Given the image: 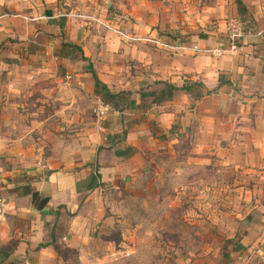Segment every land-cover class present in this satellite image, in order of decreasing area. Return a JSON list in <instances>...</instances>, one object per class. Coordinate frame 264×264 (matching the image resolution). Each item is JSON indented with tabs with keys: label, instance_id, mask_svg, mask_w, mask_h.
<instances>
[{
	"label": "crops",
	"instance_id": "crops-1",
	"mask_svg": "<svg viewBox=\"0 0 264 264\" xmlns=\"http://www.w3.org/2000/svg\"><path fill=\"white\" fill-rule=\"evenodd\" d=\"M165 1L185 9L180 16L178 10L164 15ZM236 1L154 0L150 19H142L150 26L140 22L136 37L105 23L117 39L139 42L138 62L127 74L130 67H101L92 59L97 35L84 32L79 22L103 21L101 14L78 13L71 8L74 0H0V118L32 119L36 112L38 120L31 122L40 134L38 154L24 158L25 179L11 182L7 175L0 188V264H76L85 255L92 198L102 186H123L128 173H140L147 159L188 138L204 168L199 174L212 168L214 174L263 180L264 0H240L243 15ZM232 18L244 25L237 51L212 55L210 49L226 43ZM92 72L110 90L132 92L133 99L122 111L109 107L96 120V134L92 111L99 97ZM157 81L178 89L158 102L138 95L146 86L159 91ZM186 82L201 83L204 94L191 99L181 88ZM28 191L48 198L43 209L32 206ZM260 216L253 223L254 245L264 242ZM248 238L244 230L242 246Z\"/></svg>",
	"mask_w": 264,
	"mask_h": 264
},
{
	"label": "rangeland",
	"instance_id": "rangeland-1",
	"mask_svg": "<svg viewBox=\"0 0 264 264\" xmlns=\"http://www.w3.org/2000/svg\"><path fill=\"white\" fill-rule=\"evenodd\" d=\"M74 1L71 8L78 13L102 15L103 21L80 18L79 22L84 32L97 35L92 41V59L102 63L101 67L113 62L130 67L127 74L134 71L139 42L129 37L117 39L103 25L108 23L115 33L119 28L136 37L140 22L150 26L142 19H150L154 0H92V6L89 0ZM161 5L164 15L170 17L177 10L180 16L185 9L181 3L169 7L165 1ZM59 76L65 79V73ZM96 102L94 98L93 109ZM92 118L96 134L100 129L93 111ZM33 119L38 120L36 112L32 119L0 118V188L7 175L11 182L23 181V169L28 168L24 158L38 154L40 134ZM185 141L147 159L140 173H128L123 186H102L100 195L92 198L90 239L84 257L76 264H264V242L254 245L253 238L258 232L253 223L264 215V178L254 176L257 179L252 181L239 173L214 174L212 168L206 175L199 174L204 168L199 166L196 151L189 149L193 138ZM244 230L249 238L242 246ZM237 246L239 253L234 249Z\"/></svg>",
	"mask_w": 264,
	"mask_h": 264
},
{
	"label": "trees",
	"instance_id": "trees-1",
	"mask_svg": "<svg viewBox=\"0 0 264 264\" xmlns=\"http://www.w3.org/2000/svg\"><path fill=\"white\" fill-rule=\"evenodd\" d=\"M237 10L239 15H243L245 13L244 6L240 0L236 1ZM93 73V72H92ZM94 81H95V94L105 103L109 104L111 107L122 111L125 108H128L132 103L133 99L131 98L130 91H112L105 84H103L93 73ZM156 83H162L161 89L159 91L146 90L149 87L140 88L138 91V95L141 98L146 96H151L154 102L169 100L172 96V92L177 90L178 87L167 83L157 81ZM219 83H222V80H219ZM197 88H196V87ZM186 91L187 94L191 96V99H198L204 94L203 85L201 83L196 82H186L182 87ZM194 89L196 92H194ZM198 89H200L198 91ZM29 192V191H28ZM31 204L37 210L43 209V207L47 204L48 198L39 195L38 192L32 191L29 192ZM234 249L239 250L240 246L234 247Z\"/></svg>",
	"mask_w": 264,
	"mask_h": 264
},
{
	"label": "built area",
	"instance_id": "built-area-1",
	"mask_svg": "<svg viewBox=\"0 0 264 264\" xmlns=\"http://www.w3.org/2000/svg\"><path fill=\"white\" fill-rule=\"evenodd\" d=\"M244 35V25L243 22L238 18H232L227 24L226 31V43L210 49L209 52L212 55L220 56L224 53H235L237 51L238 40ZM197 49V46H193ZM110 105L103 102L101 99H97L96 106L93 112L96 115L98 121L102 120L109 109Z\"/></svg>",
	"mask_w": 264,
	"mask_h": 264
}]
</instances>
